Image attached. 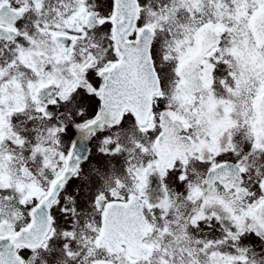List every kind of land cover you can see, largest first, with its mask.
I'll return each mask as SVG.
<instances>
[{
	"label": "snow or ice",
	"instance_id": "obj_1",
	"mask_svg": "<svg viewBox=\"0 0 264 264\" xmlns=\"http://www.w3.org/2000/svg\"><path fill=\"white\" fill-rule=\"evenodd\" d=\"M0 264H264V0H0Z\"/></svg>",
	"mask_w": 264,
	"mask_h": 264
}]
</instances>
